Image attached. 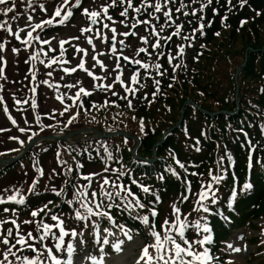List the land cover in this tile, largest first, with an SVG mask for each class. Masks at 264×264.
I'll use <instances>...</instances> for the list:
<instances>
[{"label": "trees", "instance_id": "16d2710c", "mask_svg": "<svg viewBox=\"0 0 264 264\" xmlns=\"http://www.w3.org/2000/svg\"><path fill=\"white\" fill-rule=\"evenodd\" d=\"M63 1V0H61ZM74 2V0H72ZM86 0H82V6ZM111 0H104V3H110ZM138 3V0H134ZM40 3H47V8L54 4L58 5L57 0H41ZM234 7L229 10L230 6L226 0H214L212 6H210L202 15L205 19L202 21L206 26L204 28V34L201 36L199 32L196 34V38L192 41V47H186L185 52L188 53L185 65L172 72V66L167 63V57L161 56L157 60L154 53V63L158 62L161 64V71L164 72L163 76H157L155 72H152V77L149 79H141V83H145L148 88L147 96L148 99L134 98L136 101H132L134 107L129 109L126 100L112 99L114 103L104 105V101L95 100L92 97H81L84 104L83 108H80L82 113L88 116L98 115L97 121L99 124L91 123L86 125L83 123L79 128L71 129L73 126L69 125L64 129V134H69L70 131H79L78 129H95L101 134L107 135V133L115 132L123 126L121 124L122 119L126 118V115L131 117L146 118L152 116L157 110V105L168 106L171 104L173 108V102L175 95L179 90H187L190 87L197 88L202 95L216 104L211 110L203 107V110L209 112H220L218 116L211 117L203 114L200 108L187 107V111L184 114V119L188 122L187 126L183 129H177L174 133H169L165 140L156 150V158L153 162H149L148 158H152L150 153L151 142L155 139V135L152 133L157 131L156 126L145 129L140 140V151H136L134 158L130 151L135 146L132 145V140L128 137L114 136V137H102V138H88V140H81L83 135L72 140L77 145L67 146L64 140L49 141V146L44 148L45 142L36 146L35 149L31 150V156L43 157L50 150H57L64 152L65 158H68L69 162L71 159L83 165L80 169V174H87L88 168H97L101 175L96 177L95 181L98 182L99 177L110 176L111 179L116 177L111 172L105 173L103 169L105 166L110 169H119L124 172L125 175L121 179V183L128 185L131 190L146 204L145 211L148 208L155 207L158 212V217L155 218L157 225L160 224L161 206L163 202L172 200V196L177 195H189L185 189L187 185L185 180L191 183V192H194L199 188L198 180L200 175L209 170L213 171V174L218 171L217 160L218 157L225 156L226 153H230L233 157V162L229 166L227 159L225 158L224 167L228 169L226 178L220 185L217 186V196L219 197L218 203L210 205L212 212L211 214H205L202 212V216H207L208 224L213 229L214 243L210 246L213 250V254L216 255V250L220 248L222 241H224L229 233L236 230L237 228L252 227L249 223L250 220H255L258 215H264V167L260 164H256L255 161L259 160L264 162V134L261 132L262 126H264V36L260 33L264 28V0H247L244 7H240V0H232ZM193 7H199V5H193ZM81 8L73 9V13L80 15V21L85 22L88 26V19L83 16L80 12ZM216 8V14H213L212 9ZM121 11L120 7L110 9L109 14L112 15L113 19L118 21L123 18L119 16ZM54 12V11H53ZM45 13V12H43ZM63 14V13H62ZM52 15V13H51ZM131 15V13H130ZM198 15H200L198 13ZM227 15L225 24H221V19ZM44 17V16H42ZM141 19L146 17H140ZM58 19V18H57ZM73 18H70V22ZM191 20L192 23H188ZM211 22L210 24L208 22ZM246 23L241 26V22ZM178 22H183L184 27L182 34L190 33L194 28L198 27V22L194 17H181ZM69 22H67L68 24ZM227 25V26H225ZM61 26V25H60ZM60 26L47 27L43 33H47ZM96 28L95 26H92ZM170 31V30H169ZM219 33V35H217ZM42 34V33H40ZM221 40L223 45L216 43ZM238 39V40H237ZM241 39V42H239ZM236 40L239 42V48L235 46ZM262 41V43H260ZM183 43L187 45L189 41H181L179 37H173L171 44L175 46ZM203 45V47H201ZM224 46V48H222ZM213 48V50H209ZM246 50L247 60L245 62V68H243L238 75L239 90L244 88L240 93L239 97L235 96V90L232 86V75L238 68L237 66H228L229 62L232 61L236 55H240ZM220 52V53H217ZM222 57H221V55ZM43 55V54H42ZM44 58V57H43ZM46 60V58H44ZM224 64L222 71L220 63ZM35 69H40L41 64H36ZM233 67V68H232ZM27 68V67H26ZM230 69V70H229ZM200 71L204 72L203 77L200 76ZM229 71V72H228ZM175 76V79H173ZM153 79L160 81V92L153 98L152 93L155 91V85ZM255 81L257 84L254 86L247 85L248 81ZM241 83L244 85L242 86ZM172 85L169 87V85ZM225 84L231 87L225 88ZM144 89V88H143ZM250 89H254V92L250 96H246V93L250 92ZM31 100L33 99V93L29 92ZM230 94L232 97H229ZM144 97V96H143ZM142 97V98H143ZM90 98V99H89ZM92 99V100H91ZM234 99V101H233ZM149 103V101H153ZM234 102L238 103L239 108L235 109ZM97 107H92L93 104ZM24 107V111L30 107ZM202 108V107H201ZM227 111L231 113H227ZM36 115L42 118V114L39 109L33 110ZM77 114V112H76ZM179 117V116H178ZM46 119V118H45ZM107 121H116V127L109 128L105 124ZM45 121V120H44ZM204 122L205 127L195 126L198 123ZM159 123V122H158ZM120 130V129H119ZM118 130V131H119ZM46 131H52L51 129ZM44 131L32 135L35 137L46 138L50 133ZM62 131V130H61ZM44 134V135H43ZM131 134V133H130ZM199 141V144H197ZM249 141L255 145L254 149L249 147ZM131 143V144H130ZM199 147L200 151L197 152L196 148ZM67 148V151L65 149ZM107 149V153L105 152ZM164 151V152H163ZM251 151L253 156V167L248 168V155ZM140 152V154H138ZM34 153V155H32ZM112 154V159H107V154ZM166 153V154H165ZM30 156V158H31ZM178 159L185 165V169H180L175 163V159ZM29 158V159H30ZM65 162V161H64ZM18 163L14 164L16 166ZM64 165H67L65 162ZM13 166H11L13 168ZM68 166H66L67 168ZM171 167L176 170L179 174L180 179L173 177L167 169ZM10 168V167H9ZM73 172L70 174L73 183L77 180L76 166H73ZM2 170H0L1 172ZM195 172L197 175H192ZM2 175V174H0ZM206 175V176H207ZM164 179L161 180L160 177ZM233 177L236 178L237 189L242 188L243 182L253 184V187L249 190L240 191V194L235 200L230 198V191L233 186ZM66 177H64L65 179ZM209 178V176H208ZM207 178V180H208ZM135 179L138 183L149 186L152 192L158 194L161 198V202L156 204L155 197L150 194H144L136 185L132 184L131 181ZM203 178H201L202 180ZM81 182V181H79ZM96 185V184H95ZM93 186V183H92ZM72 191L70 187L67 188V192ZM98 192V191H97ZM26 206H16L14 204L0 205V213H4L2 209L8 207L10 209L15 208L19 213L28 214L32 210H36L47 204L48 201L53 203L49 205L52 213L56 211L73 212L69 206L64 203V200L71 196H60L57 197L51 190L38 189L35 194H27ZM152 203H149V202ZM193 200L190 202V207ZM207 203V202H206ZM56 205H60L59 208ZM73 207H78L74 205ZM197 207V206H195ZM144 210L137 209L132 213V216L142 215ZM193 211V210H192ZM112 214L116 222L123 223L127 228L132 230V234L136 236H143L144 226L138 221L133 220L129 217L127 212H120L119 210H112ZM46 216L41 213L40 216L36 217L37 220L44 219ZM227 217V219H225ZM151 219V217H150ZM85 221L76 220V228L83 227ZM101 225H112L105 220H101ZM34 228V227H33ZM114 228V227H112ZM117 231L118 228H115ZM159 230V228L157 229ZM120 231V230H119ZM194 229H190L187 233L188 237L194 236ZM34 235H36L34 228ZM89 247H93L100 251L102 244L93 242L91 238L87 240ZM38 246V245H37ZM107 252V247L103 246ZM219 264H222L219 262ZM260 264H264L262 261Z\"/></svg>", "mask_w": 264, "mask_h": 264}, {"label": "snow or ice", "instance_id": "6c2138e0", "mask_svg": "<svg viewBox=\"0 0 264 264\" xmlns=\"http://www.w3.org/2000/svg\"><path fill=\"white\" fill-rule=\"evenodd\" d=\"M227 4L230 6L231 10L234 5H232V0H226ZM21 3H26L27 7L22 13L17 7L16 0H0V5H4L3 9H0L3 17H9L0 21V31L6 32L8 36H13L20 44L24 45V51H27L29 48L34 47L35 44H39L40 48L37 49L34 53L30 54L28 59L25 60V63L36 62L43 65L45 69H50L45 73L46 76L51 77L53 74L54 65H67L70 61L63 59L65 55V47L68 41H61L59 43V56L49 57L47 60L40 59L41 54L45 57H48L50 52H53L54 49L49 47L47 51H44V45H51V40L44 39L40 35L43 33L47 27H54L65 25L69 22L70 18L73 17V9H79L82 6V0H63L61 4L55 7L54 12L51 17L48 19H42L38 23H32L33 15L27 14L28 9L35 11L34 3L35 0H21ZM214 0H138V3L134 0H111L110 3H107L98 11H90L87 8H84L81 12L85 16L91 26L82 28L80 30L81 35L85 33H93L92 36L87 37V44L92 46V60L94 61L93 67L99 65L101 71H106L104 63L98 59V56H104L106 53L98 52L96 46L93 44V39H98L101 43H109V37L104 35V30L111 32L109 53L112 56L116 57V66L112 70L117 74L114 77L113 83H118L124 89L126 95L120 96L119 99L126 100L127 106L129 109L134 107L132 99L129 96L135 98L138 90H142L146 87L145 83H141V79L151 78L150 69H155V74L157 76H163L164 72L161 71V64L156 62L152 63L151 60L146 62L144 59L129 58L126 55H123V47L118 49L119 46H127L126 38L129 36L138 37L143 45L147 47H139L135 53L136 57H139L142 53L145 56L151 58L152 54L155 53V58L158 60L161 56L167 57V63L172 66V72L175 73L176 70L184 66L183 57L185 55L186 47H192V41L196 38L197 32L202 36L204 34L205 24L202 23L205 17L202 15L210 6H212ZM247 3V0H240V7H244ZM70 5V7H69ZM193 5H199V7H193ZM120 7L121 11L119 16L123 19L120 21L114 20L112 15L109 14L110 9ZM40 12H46L45 4L40 3L38 5ZM213 14H216V8L212 9ZM9 16V14H13ZM63 13V14H62ZM131 13V15H130ZM198 13L200 15H198ZM26 15V27H17L16 31H13L12 22L18 21L21 15ZM140 17H146L141 19ZM181 17H194L200 23L198 27L194 28L188 34H182L184 24L183 22H178L181 20ZM58 18V19H57ZM227 15L221 19V24L224 25L227 20ZM110 21L111 24L105 23L104 21ZM121 24L122 26L129 29L127 32H118L116 27L112 26L115 24ZM188 23H192L191 20ZM211 23L210 21L208 22ZM246 23V21L241 22V26ZM101 25L99 28H93L92 26ZM141 25L144 26V31L147 33L145 36H140L137 31ZM227 26V25H225ZM27 29V30H26ZM170 30V31H169ZM26 32V35L22 38L21 33ZM219 35V33H217ZM119 37H124L125 39H118ZM173 37H179L181 41H189L187 45L180 43L177 46L175 53H165L163 51L165 45H170L173 41ZM73 40H79V37H73ZM9 42L3 40L0 42V52L5 51V46ZM77 53H83V56L80 57L79 63L74 67H61L60 71L63 73L60 76V79L63 80L64 76L71 75L77 70L84 71L93 81H101L99 84L93 85L97 91L111 92L112 96H117L118 93L113 91V84H105L102 81L106 77L97 76L94 72L85 67L84 57L88 56L89 53L84 48L74 46ZM203 47V45H201ZM151 49V51H149ZM20 49L16 47L11 48V52L14 55L19 53ZM120 52L121 55H117V52ZM123 59L127 61L130 65L138 66L140 69L144 70V73H148V76L142 77L140 72H135L130 77V85H139V89L131 87L125 84V81L122 80L123 72L121 71V64L119 61ZM173 61H178L173 64ZM6 67L7 61L4 56H0V81H7L6 76ZM35 63L31 64L29 68V73L32 77V81L36 86L32 87L30 91L33 93V99L31 102V107L33 110L37 108V103L35 96L37 93V87L40 84L47 85L50 88H59V84H51L49 80H40L36 79ZM175 79V76H173ZM153 84L155 85V91L152 93L153 98L160 92V81L153 79ZM172 85L170 84L169 87ZM65 88L71 90L77 88L74 96H69L68 99L72 101L73 107L83 108L84 104L81 100V97H89L93 93L89 90H86L81 86V82L77 81L76 84H65ZM4 85L0 83V92H3ZM264 91V90H262ZM56 99L60 101L61 104H64V98L61 95H57ZM143 99L147 100L148 96L145 94ZM79 102V103H78ZM153 101H149L152 103ZM17 105L21 103H28V101L16 100ZM114 103V102H113ZM0 104H4L3 97L0 96ZM104 105H108V101H104ZM92 107H97L94 103ZM69 111V105L64 104V111L60 112V115L63 116L65 112ZM4 112L7 115L8 108H4ZM11 123L15 126L16 121L9 117ZM76 119V116L73 115L69 119L68 123L71 124ZM36 120H40V116H36ZM0 131H3L0 129ZM21 132H24L25 129L21 128ZM141 131H143V122H141ZM262 134H264V126L261 128ZM9 139H16L15 137H9ZM32 137H29L31 140ZM23 144V142H21ZM199 144V141H197ZM249 147L251 149L255 148V145L251 144L249 141ZM16 151V150H14ZM196 151L199 152L200 148L197 147ZM107 153V149H105ZM0 155H3L0 153ZM112 154H107V159L111 160ZM225 158L228 161L229 166L233 162V157L230 153H226L225 156L219 157L217 161V167L221 169V174H213V171L209 170L210 182L207 184L202 183L200 186V191L196 193L197 199L195 201L197 207L193 208L194 212H203L205 214H211L212 209L210 205H215L218 203L219 197L217 196L218 186L226 178L228 172L227 168H224ZM175 159V157L173 158ZM57 162L60 165H64L65 162L60 159V154L57 153ZM175 163L179 166L180 169H185V165L181 163L178 159H175ZM256 164H260L261 167H264V162L259 160L255 161ZM83 165L80 163L76 164V171L78 173L77 180L86 181L87 183H73L70 178V174L73 172V168L68 166L63 175L66 177L63 181V186L57 190L56 187H51V192H53L57 197L68 196L66 188L70 187L72 189L71 197L64 200L69 208L72 209L74 213V219L77 221H85L89 223H84L83 228L88 229L91 227L94 235L96 236L95 242L97 244H102L100 252L105 251L103 246L111 245V249L116 253L122 251V246H124L125 241L117 238L115 241H110L108 237L115 235L108 227L102 229L104 235L100 237L101 232V220H105L112 225L114 228H118L127 241H133L134 237L132 230L127 228L123 223H117L112 214V210H119L120 212H127L129 217L133 220H138L146 228L147 243H143L140 246V251L138 257L134 260V264H218V258L213 254V250L210 247L214 243L213 239V229L209 226L207 216H201L199 220L193 222L189 219L188 215H182L180 207L176 203L171 205V219H164L159 225L156 224L155 218L158 217V212L155 210V207L148 208L150 215H137L132 216V213L137 209L144 210L146 204L134 193L131 188L121 183L122 177L125 175L124 172L119 169H110L105 166L103 171L105 173L111 172L116 178L111 179L110 176H103L99 181V191H91L89 189L92 187V183L95 177L100 176V173H91L88 175L80 174V169ZM247 167H253V156L251 151L248 155ZM186 170V169H185ZM167 171L176 179H180L179 174L175 169L169 167ZM36 172L38 175L32 180L30 186L27 188L26 192L28 194H35L38 191V186L40 185L41 178L45 176V172L42 168L36 167ZM26 174V173H25ZM59 175L55 169L52 170V176ZM192 175H197L193 172ZM51 179L52 177H48ZM161 180L164 179L163 176L160 177ZM132 184L136 185L144 194H150L155 197V203L158 204L161 202V198L155 192H152L149 186H144L138 183L135 179L131 181ZM187 185L185 191L191 193V183L185 180ZM47 188L48 185H43ZM253 187V184L248 182L242 183V188L237 189L236 187V178L233 177V186L230 191V198L235 200L236 197L240 194V191H247ZM189 200V195H182L180 203H184ZM207 202V203H206ZM27 196L25 191L18 186H11L5 188L2 193H0V205L14 204L16 206H26ZM53 202L50 200L47 204H44L42 207H39L36 210L30 211V216L32 220H24L22 223L24 225L35 224L36 235L32 231H27L24 233L21 228V224L17 222L18 212L15 208L4 207L2 211L4 213L11 212V219H0V245H3V248L0 249V264H47L48 261L51 264H74L73 255L78 250V245H84L86 243L84 236V231H77L76 229L67 230L65 227V220L60 217L59 214L53 213L50 216L53 224L44 222L41 218L39 220L36 217L40 216L43 213L47 216L49 213H52V209L49 208V205ZM149 203H152L151 201ZM78 205V207H73ZM57 208L60 205H56ZM151 217V219H150ZM227 219V217H225ZM10 224L11 227L4 229V225ZM159 228V230H157ZM54 229L58 230V234ZM190 229H195L197 237L196 239L188 238V231ZM264 234V230L262 233ZM71 237L72 240L66 242V237ZM79 238V239H77ZM55 241L54 249L55 252H66V259H60L53 253V249L48 247L44 243L46 240ZM72 241H76L73 243ZM264 244V241H261ZM39 245V246H37ZM227 249H230L232 252L240 253L242 250L241 247H235L232 243L226 245ZM202 249V251L200 250ZM31 253V255H29ZM85 256H88L87 251L84 253ZM91 260V264H105L104 257L98 259L96 256H88ZM228 264H232L231 261H228Z\"/></svg>", "mask_w": 264, "mask_h": 264}, {"label": "rangeland", "instance_id": "374dc122", "mask_svg": "<svg viewBox=\"0 0 264 264\" xmlns=\"http://www.w3.org/2000/svg\"><path fill=\"white\" fill-rule=\"evenodd\" d=\"M41 0H35L34 3V7H35V11H33L32 9H28L27 14H31L33 15V21L32 23H38L40 22L42 19H48L51 17V13H53L54 9H55V5L52 4L47 8V11L45 13L40 12L38 5L40 4ZM58 5L61 4L63 1L61 0H57ZM16 4L17 7L19 8V10L23 13L24 9L27 7L26 3H21V0H16ZM46 4L47 3H43ZM57 5V6H58ZM105 5L104 0H86L85 4L83 5V7L81 8V11L84 8L89 9L90 11H98L101 6ZM4 5H0V9H3ZM70 7V5H69ZM13 14H9V16L14 15ZM27 14H23L21 15L20 19L18 21H13L12 22V27H13V31L17 30V27H26V15ZM44 16V17H42ZM5 19H9V17H3L2 13H0V21L5 20ZM117 20V19H114ZM118 21V20H117ZM105 23H109L111 24L110 21H104ZM114 27H116L118 32H127L129 31L128 28L122 26L121 24L117 23L115 25H112ZM88 27V24L85 22H81L80 21V15L79 13L75 14L73 20L68 23V26L63 25L60 26L59 28H55L47 33H42L40 34L42 36V38L44 39H49L51 40V45H44V51H47V49L49 47L53 48L54 51L50 52L48 54V57H45L44 55L41 54L40 59H44L46 58V60L49 57H57L59 56V43L61 41H68L69 43H66L64 45L66 51V58L65 55L63 57V59L70 61L69 64L67 65H54L53 66V74L51 77H48L45 75V73L47 71H49L50 69H45L43 67V65H39L40 69H35L36 71V79L37 81L40 80H49V82L51 84H59L60 87L57 88H50L47 85H43L40 84L37 87V93L35 96V100L37 103V108L39 109L40 113L42 114V118L40 117V120L37 121L35 120V117L37 116L35 113H32L33 109L31 107V95H30V89L34 86H36V84L32 81V77L29 73V68L31 67L32 63H36L39 64L38 61L36 62H30V63H25V60L28 59L29 55L34 53L37 49L40 48L39 44H35L34 47L29 48L27 51H24V45L20 44L17 40H15V38L13 36H8L6 32L0 31V42H2L3 40H7L9 43L6 44L5 46V51L4 52H0V56H4L5 60L7 61V67H6V76H7V81H0V83H2L4 85V90L3 92H0V96L3 97L4 100V104H0V129H2L3 131H0V153H2L3 155H0V159L4 161H6L5 163L8 164L9 162L14 161L13 159L15 158L14 156L16 155V153H18L16 156L20 157L22 155V152L24 151V146L25 144L30 145V149L33 150L36 148V146L43 144V142L41 141H36V144L34 146L32 142H29V137H32V135L38 134V133H43L46 130L51 129L52 131H46L48 133H50L49 135H47V140L44 141V144H47L44 146V148H47L49 146V141H51L53 139V141H58L61 140L59 137L60 136H68L67 138L64 139V142L66 143L67 146L69 145H77V143H75V141H73V138H78L80 136H95L93 130L88 131L89 129H78L79 131H75L72 132L70 131L69 134H64V129L67 128L69 125L73 126L71 129H76L79 128L83 123H86V125H89L91 123H96L99 124L97 121L98 115L95 116H88L85 113H80L82 112L80 110V107H73L72 106V101L68 99L69 96H74L76 91L78 90L77 88H73L71 90L67 89L64 87L65 84H76L77 81L81 82V86L84 87L86 90L91 91L92 97L95 100H102L105 101L107 100L109 103H112L114 101H112V99H117V100H122L119 99L120 96L126 95V93L124 92V89L121 87L120 84L118 83H113L114 77L117 74L116 72L112 71L115 66H116V57L112 56L109 53V46H110V38H111V32L104 30V35L109 37V43H101L100 40L98 39H93V44L96 46L97 51L98 52H104L106 53V55L104 56H98L97 58L100 59L106 68V71H101L99 65H96L95 67H93L94 65V61L92 60V55H94V53L92 52V46L87 44L86 39L89 36H92L93 33H85L84 35H81L80 30L82 28ZM95 27H98V25H96ZM99 27H101V25H99ZM27 30V29H26ZM263 31H261L260 33L264 36V28H262ZM133 31H137L139 33L140 36H145L147 35V33L144 31V26L141 25L138 29H134ZM26 35V32L21 33L22 38ZM73 37H79V40H73ZM118 39H125L124 37H119ZM238 40V39H237ZM236 40L235 42V46H237V48H239V42ZM263 40H261L260 43H262ZM223 45L221 43V40L219 38L218 42L216 43V45L218 46V44ZM126 45L127 46H119L117 45L118 49L120 47H123V55L128 56L129 58H137V59H144L146 62H148L149 60H151L152 63H154V53L152 54V57L149 58L147 56H145V54H141L139 57L135 56L136 51L138 50L139 47H147L146 45H143L141 43V41L139 40L138 37H132L129 36L126 38ZM74 46H78L81 48H84L85 50L88 51L89 55L84 57L85 59V67L91 69L95 75L97 76H101V77H106V79H104L102 82L105 84H113V91H115L116 93H118L117 96H112L111 92H103V91H97L93 85L95 84H99L101 83V81H93V79L91 77H88L87 73L84 71H80L77 70L74 74L64 76V79L61 80L60 76L63 75V73L60 71L61 67H74L79 63L80 57L83 56V53H77L75 51V47ZM178 46V45H177ZM177 46H175L174 44L170 45H165L163 51L165 53H175ZM12 47H16L17 49H20L19 53L17 55H14L11 52V48ZM222 48H224V46H222ZM209 50H213V48H210ZM149 51H151V49H149ZM220 53V52H217ZM117 55H121V53L118 51ZM221 55V54H220ZM237 57H235L232 61L229 62L228 66L230 68L231 65L237 66L239 63L240 65L238 66V68L234 71L233 75H232V86L233 89L235 90V96L234 99H236V95L239 97V93L244 89L242 88L241 90H239V83H238V75L240 73V71L245 68V62L247 60V56H246V50H244L242 53H238V55H236ZM44 57V58H43ZM222 57V55H221ZM184 61V60H183ZM178 61H173V63H177ZM119 63L121 64V71L123 72L122 75V80L125 81L126 85H129L131 87H135L139 89V85H130V77L133 73L135 72H140L142 74V77L144 76H148V73H144L143 69H140L138 66L135 65H130L127 61H124L123 59H121L119 61ZM187 63L184 62L185 67L187 68ZM222 71L224 68V64L221 62L220 63ZM27 67V68H26ZM232 67V68H233ZM230 70V69H229ZM155 72V69H150V73ZM229 72V71H228ZM204 72L200 71V76L203 77ZM152 77V75H151ZM145 80V79H143ZM257 83L255 81H248L247 85L250 86H254ZM242 86H244L241 83ZM225 88L231 90V87L228 84L224 85ZM148 88L145 87L142 90H138L136 93V97H139L138 99H143L142 97L145 96V94L147 93ZM254 92V89H250L249 93H246V96H250L252 95ZM61 95L64 98V104L69 105V111L65 112L63 116L60 115V112L64 111V104H61L60 101L58 99H56L57 95ZM229 97H232V95L230 94ZM89 98V99H90ZM130 99H132V101H136L133 97L129 96ZM233 99V101H234ZM16 100H20V101H28V103H21L19 105H17L15 103ZM82 100V99H81ZM92 100V99H91ZM79 103V102H78ZM23 104H25V108L27 107V104H30V107L24 111V107ZM173 108H171V104H169L168 106H163V105H157V110L155 111V113L152 116H147L146 118H141V117H131L126 115V118L122 119V123L123 126H121V128H119L118 130H115V132H110L108 134H115V135H119L118 132H122L124 133V137H128L132 140V145H135L132 149H131V153L132 155H135L136 151L140 148V140L143 136V134L145 132V129L147 128H151L152 126H156L157 127V131L153 132L152 134L155 135V139L151 142V146H150V153L152 154H156V150L159 147V145H161L163 143V141L165 140L166 136L169 135V133H174L177 129H183L184 126L188 125V122L186 121V119H184V114L187 111V107H194V108H200L201 111L203 112V114H205L206 116H218L222 113V111L220 112H209L207 113L206 111L203 110V107L209 109H213L216 104L210 100H207L206 97H204L202 95V92L200 93V91L195 88V87H190L187 90H179V92L175 95L174 98V102H173ZM234 106L235 109L239 108L238 103L234 102ZM7 107L8 108V113L7 115L4 112V108ZM202 107V108H201ZM77 112V114H76ZM227 113H231L229 111H227ZM75 115L76 119L69 124L68 121L69 119H71V117ZM179 116V117H178ZM9 117H11L12 119H14L16 121L15 126L11 123V120L9 119ZM46 118V119H45ZM45 120V121H44ZM106 127L109 128H115L116 124L118 122L116 121H107L106 120ZM141 122H143V131H141ZM159 122V123H158ZM195 126H202L205 127L204 122L202 123H198ZM24 128L25 131L21 132L20 129ZM62 130V131H61ZM33 132V133H32ZM32 133V135H31ZM131 133V134H130ZM44 135V134H43ZM9 137H15L16 139H9ZM39 138L38 140H41V137H36ZM50 138V139H49ZM33 139V137H32ZM31 139V141H32ZM86 139V138H84ZM138 141V143H136V141ZM23 142V144L21 143ZM29 142V143H28ZM73 142V143H72ZM40 143V144H39ZM131 144V143H130ZM29 149V151L27 153L24 152V154L18 158L19 163L16 166H13V168L10 166L11 164H8L7 166H5L3 168V164L0 165V170H2L0 172V193L3 192V190L5 188L11 187V186H18L21 187L24 191L25 194L27 195L28 193L26 192L27 188L30 186L32 180L38 175V173L36 172V167H37V163L38 166L40 168H42L45 172V176L43 178H41L40 181V185L38 186V189H44L46 191H48L49 189H51V187H56L57 190H59V188L61 186H63V181H64V175L63 172L66 169V166H76V161H73L71 159V162H69L68 158H65L64 156V152H59L56 150H49L45 156L43 157H39L37 159V157L30 155L31 154V150ZM141 149V148H140ZM139 149V151H140ZM16 150V151H14ZM22 151V152H20ZM26 151V150H25ZM65 151H67V148L65 149ZM164 152V151H163ZM57 153L60 154V159L67 162V165H60L57 162ZM140 154V152L138 153ZM166 154V153H165ZM32 155H34V153H32ZM31 156V158H30ZM137 157V155H135ZM153 156V155H152ZM14 157V158H13ZM151 156H149L148 160L150 159ZM30 158V159H29ZM10 167V168H8ZM3 168V169H2ZM8 168V169H7ZM55 169L57 173H59V175L56 176H52V170ZM89 170L86 172L88 174L91 173H97L99 170L97 168H88ZM208 171V170H207ZM207 171H205V173L201 174L199 180H198V185L199 188L197 190H195L194 192H191L189 194V200L184 202V203H180L181 200V196H177L174 195L172 196V200H167L168 202H163V205L161 206L162 212H161V216H160V223L163 222L164 219L168 218L171 219V205L173 203H176L178 205V207H180L182 215H188L189 219L193 222L197 221L200 219L201 215L199 214L198 217H196L193 208L190 207V202L193 200L192 205L195 207L197 206L195 201L197 199L196 193H198L200 191V186L202 183L207 184L209 183V180H207L209 174L207 175ZM221 169L218 172V175L221 174ZM26 173V174H25ZM215 174V173H214ZM207 175V176H206ZM217 175V174H216ZM52 177L51 179H49L48 177ZM98 177V176H97ZM201 178H203L201 180ZM102 179V177L98 178V182L94 180H96V177L93 180V186L89 189V192L91 191H99V181ZM77 180V178L75 179ZM73 181V180H72ZM77 180L76 183H80V184H84L87 183L86 181H81ZM74 182V181H73ZM96 184V185H95ZM43 185H48L47 188L43 187ZM214 187L217 188V186L214 185ZM67 190V188H66ZM72 192V191H71ZM71 192L68 191V194L71 196ZM54 206V205H52ZM51 206V207H52ZM50 207V208H51ZM56 214H59L60 217L62 219L65 220V227L67 230H72L75 227V223L76 220L74 219V213L72 212H63L61 211H56ZM18 220L17 222L21 224V228L22 231L24 233H26L27 231H32L34 234V228H35V224H30V225H24L22 222L24 220H32L33 218L30 216V213L28 214H22L18 212ZM143 215H150L149 212L145 211L143 212ZM195 215V216H194ZM50 215H47L43 220L46 223L49 224H53L54 222L51 221L50 219ZM196 217V219H195ZM11 212L9 213H4L2 215H0V219H11ZM254 224V230H247L245 233L243 231H238L237 233H235L233 236H230V238L226 241L225 244V248L223 249V253H224V257L228 259V261H231L232 264H245V262L247 263V259L249 258V253L252 252V250H255V248H253V246H247L245 244V241L248 240L249 238H253V237H258V245H261V249L264 252V244L261 243V241H264V234L262 233V230H264V215H258L255 220H253L252 222ZM144 226V225H143ZM8 227H11L10 224H6L4 225V229L6 230ZM34 227V228H33ZM145 228V226H144ZM110 229V228H109ZM82 231H84L86 233V231H88V229H81ZM80 230V231H81ZM112 230V229H110ZM54 231L57 232L58 234V230L54 229ZM194 232V231H192ZM115 235L112 237H108L110 241H115L117 238H119L120 240H124L125 244L124 246H122V251L120 253H116L115 251H113L111 249V245L110 246V250L112 251L108 257H104V262L105 264H134V260L138 257L139 251H140V246L143 243H147V235H146V228H145V237L142 238L141 236L139 238H134L133 241H127V239L123 236L122 233H116L114 232ZM105 234V233H104ZM194 234V233H193ZM106 235V234H105ZM203 234H201L202 237ZM201 237H197L196 235V231H195V235L193 239L196 238H201ZM79 239V238H77ZM72 238L66 237L65 241H71ZM73 243H76V241H72ZM44 243L46 245H48V247L53 249V253H55L54 255L57 256V252H55L54 249V244L55 241L53 240H46L44 241ZM228 243H232L235 247H241L242 249H246V250H242L240 253H235L232 252L230 249H227L226 245ZM3 248V245H0V249ZM202 251V249H200ZM85 251H87V253H89L90 248H88L86 246V243L84 245H78V250L77 252L74 253L73 255V260H74V264H89V254L88 256H85L84 253ZM62 253V252H60ZM60 259H66V252H63L62 254L59 255ZM101 257V256H100ZM219 260V259H218ZM47 264H51L50 261L47 262Z\"/></svg>", "mask_w": 264, "mask_h": 264}, {"label": "water", "instance_id": "95a60500", "mask_svg": "<svg viewBox=\"0 0 264 264\" xmlns=\"http://www.w3.org/2000/svg\"><path fill=\"white\" fill-rule=\"evenodd\" d=\"M59 138H61V137H59ZM62 138H64V137H62ZM0 162H1V164H3V163H5L6 161H4V160H3V161H1V160H0Z\"/></svg>", "mask_w": 264, "mask_h": 264}]
</instances>
